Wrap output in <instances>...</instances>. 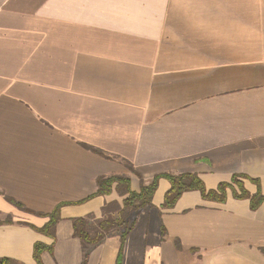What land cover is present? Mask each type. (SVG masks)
Here are the masks:
<instances>
[{"label": "crops", "instance_id": "1", "mask_svg": "<svg viewBox=\"0 0 264 264\" xmlns=\"http://www.w3.org/2000/svg\"><path fill=\"white\" fill-rule=\"evenodd\" d=\"M161 173L207 190L241 175L264 195V0H0V257L36 264L41 242L43 264H81L71 220L122 198L90 197L96 178L137 192ZM169 187L158 180L121 264H264V201L190 190L162 208ZM59 203L54 239L28 225ZM118 250L111 234L85 264Z\"/></svg>", "mask_w": 264, "mask_h": 264}, {"label": "trees", "instance_id": "2", "mask_svg": "<svg viewBox=\"0 0 264 264\" xmlns=\"http://www.w3.org/2000/svg\"><path fill=\"white\" fill-rule=\"evenodd\" d=\"M101 153L100 151H97ZM125 166L132 172L133 167L127 161ZM241 175H233L229 182H220L215 189L207 190L204 187L203 182L195 173H161L154 175L148 183H144L142 178H139L140 186L139 190L133 191L130 187V178L123 175H110L99 176L96 178V190L94 196L109 195L113 189L121 196V201L111 200L106 202L101 209V217L95 218L89 214L84 217L73 218L72 221V234L78 238L81 242L83 251L94 247L101 243L107 236L111 234H118L119 236V250L116 257L115 264H121L122 245L127 234L134 227L136 218L139 212L147 205L151 204L152 196L157 187V182L160 178L166 179L170 187L165 192L162 208H171L179 198V196L190 190H197L201 196L205 199H210L218 202H223L226 198V189L229 188L232 191V195L235 198H246L249 200L251 209H256L261 202L264 201V195H262L259 189L253 193H248L242 185ZM238 189H235V187ZM18 208L28 211L22 204L9 199ZM83 201V200H81ZM80 201V202H81ZM63 204H57L53 210L47 214H39L47 217V221L41 227H35L28 224L36 231L51 237H55V227L60 219V208ZM10 217L6 216L0 219V224L11 223ZM162 235H165V230L161 228ZM176 246L179 247V243L176 241ZM53 244L46 245L41 242L33 244L32 256L36 264H43L41 260V254L44 251L52 252ZM83 255V262L87 257L86 253ZM0 264H23L17 260L9 257H0Z\"/></svg>", "mask_w": 264, "mask_h": 264}]
</instances>
